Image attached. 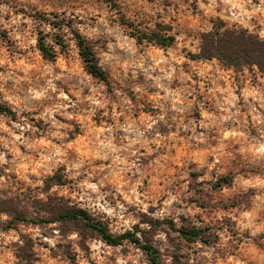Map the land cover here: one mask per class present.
<instances>
[{
    "label": "rangeland",
    "instance_id": "1",
    "mask_svg": "<svg viewBox=\"0 0 264 264\" xmlns=\"http://www.w3.org/2000/svg\"><path fill=\"white\" fill-rule=\"evenodd\" d=\"M223 26L264 39V0H0L13 112L0 114V209L34 221L6 230L0 213V264H150L136 243L60 220L69 209L137 233L163 264H264V73L199 58ZM152 29L175 41L133 35ZM73 30L110 85L86 71Z\"/></svg>",
    "mask_w": 264,
    "mask_h": 264
},
{
    "label": "trees",
    "instance_id": "2",
    "mask_svg": "<svg viewBox=\"0 0 264 264\" xmlns=\"http://www.w3.org/2000/svg\"><path fill=\"white\" fill-rule=\"evenodd\" d=\"M54 27L62 29L64 24L60 21L53 24ZM74 39L79 51V55L84 63L86 71L96 79L110 85V81L106 72L101 69L97 63L94 50L89 40L79 31L73 30ZM139 44L149 43L161 47H169L175 41V36L168 32H162L159 29H152L143 34H133ZM202 44L199 58L201 59H217L228 68H257L264 73V39L250 33L246 29L217 27L212 31L202 34ZM62 50L66 46L61 42ZM39 50L42 56L47 60H54L58 52L52 48L44 39L39 41ZM0 114L13 115L12 110L0 100ZM4 202L0 201V205ZM0 209V213H10L12 219L4 226V229H13L17 224L34 222L18 211ZM59 219L62 221L80 222L83 221L88 228L96 232L99 237L108 245L118 246L128 240L141 246L148 255L150 264H163L160 253L156 247L150 243H142L137 233L127 231L121 235L112 234L107 227L100 222H95L86 210H65L60 213ZM170 226L177 230L173 222ZM182 237L187 240L204 238V230L200 228L180 229Z\"/></svg>",
    "mask_w": 264,
    "mask_h": 264
}]
</instances>
